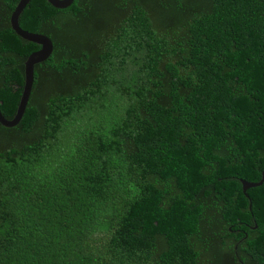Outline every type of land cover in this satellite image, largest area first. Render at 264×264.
<instances>
[{
  "label": "trees",
  "instance_id": "trees-1",
  "mask_svg": "<svg viewBox=\"0 0 264 264\" xmlns=\"http://www.w3.org/2000/svg\"><path fill=\"white\" fill-rule=\"evenodd\" d=\"M0 0V111L40 46ZM53 51L0 124V264H264V0H30Z\"/></svg>",
  "mask_w": 264,
  "mask_h": 264
},
{
  "label": "water",
  "instance_id": "water-1",
  "mask_svg": "<svg viewBox=\"0 0 264 264\" xmlns=\"http://www.w3.org/2000/svg\"><path fill=\"white\" fill-rule=\"evenodd\" d=\"M29 1L30 0L18 1V3L16 4L14 10L10 15L9 23L11 29L15 32L17 36H19L25 41L40 46V48L32 52L24 62V86L14 117L11 120H7L1 114L0 111V124L7 128L16 126L20 122L25 112L26 105L28 103L34 81V66L47 60L53 51V44L47 36L25 31L21 29L19 26L18 18L22 13V11L24 10V8L29 3ZM46 1L49 5H51L55 9H65L69 7L74 0H46ZM263 180H264V170L262 172V179L260 182L251 183L245 180H240V183L243 187V191L245 192L249 188L260 186L263 183Z\"/></svg>",
  "mask_w": 264,
  "mask_h": 264
}]
</instances>
